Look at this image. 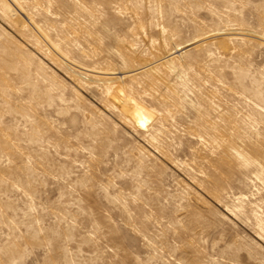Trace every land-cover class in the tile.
Listing matches in <instances>:
<instances>
[{"label":"rangeland","instance_id":"rangeland-1","mask_svg":"<svg viewBox=\"0 0 264 264\" xmlns=\"http://www.w3.org/2000/svg\"><path fill=\"white\" fill-rule=\"evenodd\" d=\"M14 1L0 264H264V0Z\"/></svg>","mask_w":264,"mask_h":264},{"label":"bare ground","instance_id":"bare-ground-1","mask_svg":"<svg viewBox=\"0 0 264 264\" xmlns=\"http://www.w3.org/2000/svg\"><path fill=\"white\" fill-rule=\"evenodd\" d=\"M7 1H9V3H10V5H11V7L13 8V9H16L17 11H21L20 10V8L16 5V3H15V1L14 0H7ZM240 28H242V27H240ZM35 29V28H34ZM227 29H229V28H227ZM244 29V28H243ZM242 30V29H241ZM35 31H37V30H35ZM229 31V30H228ZM231 31V30H230ZM234 31V30H233ZM240 31V30H239ZM246 31V30H245ZM38 32V31H37ZM226 32V31H225ZM251 32V31H250ZM231 33H234V32H231ZM230 33V34H231ZM240 33V32H239ZM238 33V34H239ZM36 34V33H35ZM34 34V35H35ZM220 34H222V33H220ZM224 34V33H223ZM244 34V33H243ZM243 34H239V35H243ZM233 35V34H232ZM236 35V34H235ZM224 36V35H223ZM220 37V36H219ZM239 37V36H238ZM242 37V36H241ZM37 38H39V37H37ZM36 38V39H37ZM223 37H221V40L220 41H222L223 40V43H222V45H224V47H227L228 46V43H229V40H228V35H225V37H224V39H222ZM245 38V37H244ZM261 38V37H260ZM263 38V37H262ZM40 40H42V39H40ZM210 40V39H209ZM214 40H215V38H214ZM219 40V39H218ZM261 40H264V38L263 39H261ZM44 41V40H43ZM207 41V39L206 38H204V39H202V40H199V41H197L196 43H198V46L203 42H206ZM41 43V42H40ZM46 43V42H45ZM220 43V42H219ZM48 45H49V43H48ZM220 48L222 47V46H219ZM222 49V48H221ZM49 50V49H48ZM56 51V50H55ZM171 52V51H170ZM56 53V52H55ZM54 53V54H55ZM50 56H53V57H57L56 56V54L55 55H53V54H51L50 52L48 53ZM175 54H179V52L178 51H174V52H171L169 55L170 56H172V55H175ZM59 55V54H58ZM61 56V55H60ZM62 57V56H61ZM175 57V56H174ZM58 58V57H57ZM173 58V57H172ZM60 60H61V58H60ZM62 60H63V58H62ZM61 60V61H62ZM64 61V60H63ZM155 62V61H154ZM64 64H67L66 62L64 63ZM150 64H151V62H150ZM148 65V64H147ZM145 66H146V64H145ZM149 66H151V65H149ZM144 67V66H143ZM146 68L148 69V67L146 66ZM145 67L144 68H142V69H140L139 71H144L145 69H146ZM68 69V68H67ZM70 69V68H69ZM68 69V70H69ZM77 69V68H76ZM78 72H80V71H78ZM136 72V70H133V74ZM138 72V71H137ZM75 74V73H74ZM78 74V73H77ZM78 76V75H77ZM79 77V76H78ZM77 77V78H78ZM130 76H128V75H121V77L119 78V79H121V80H126V78H129ZM81 78V77H80ZM117 78V77H116ZM115 78V79H116ZM92 81V80H91ZM113 81V80H112ZM112 81H110V83L112 82ZM119 81V80H118ZM105 82V81H104ZM108 82V81H107ZM107 82H105V83H107ZM102 83V82H101ZM109 83V82H108ZM109 83V84H110ZM112 83H114V82H112ZM255 107V106H254ZM258 107V106H257ZM261 225V224H260ZM264 230V229H263Z\"/></svg>","mask_w":264,"mask_h":264}]
</instances>
